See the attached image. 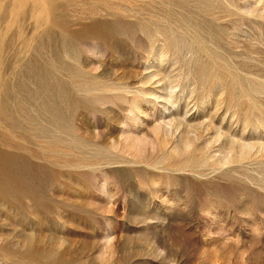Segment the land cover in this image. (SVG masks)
<instances>
[{
	"label": "rangeland",
	"instance_id": "1",
	"mask_svg": "<svg viewBox=\"0 0 264 264\" xmlns=\"http://www.w3.org/2000/svg\"><path fill=\"white\" fill-rule=\"evenodd\" d=\"M0 156V264H264V0H0Z\"/></svg>",
	"mask_w": 264,
	"mask_h": 264
},
{
	"label": "water",
	"instance_id": "2",
	"mask_svg": "<svg viewBox=\"0 0 264 264\" xmlns=\"http://www.w3.org/2000/svg\"><path fill=\"white\" fill-rule=\"evenodd\" d=\"M167 10H169V11H171V12H174L176 15H174V17L176 16V18H177V24H178V26H179V28H183V26H186V27H189V25L187 24V23H184V22H182L180 19H181V16L179 15V11H178V9H176V8H172V7H167L166 9H165V12H166V14H167V16H165L164 17V20L165 21H168L171 17H173V15L169 12V11H167ZM190 28V27H189ZM192 29V28H191ZM178 30V29H177ZM193 30V29H192ZM199 38V37H198ZM200 40H202L201 38H199ZM203 41V40H202ZM205 43H207V42H205ZM215 54V53H214ZM217 54V53H216ZM216 54H215V56H216ZM218 55V54H217ZM219 57V56H218ZM220 57H221V55H220ZM221 59L222 60H225L223 57H221ZM164 130V129H163ZM164 131H167V130H164ZM193 131H191V130H188L187 132H186V135H187V140L189 141L190 139H189V137H198V136H196V135H194V136H192L191 135V133H192ZM187 140H186V142H187ZM225 145L226 146H224L225 147V150L224 151H227L228 149H227V147H229L230 145H233L234 147H235V145H234V143H231V142H229V143H225Z\"/></svg>",
	"mask_w": 264,
	"mask_h": 264
},
{
	"label": "bare ground",
	"instance_id": "3",
	"mask_svg": "<svg viewBox=\"0 0 264 264\" xmlns=\"http://www.w3.org/2000/svg\"><path fill=\"white\" fill-rule=\"evenodd\" d=\"M182 22H184V23H187L184 19H183V17L181 16V19H180ZM188 24V23H187ZM1 157V156H0ZM3 159V158H2ZM7 161V160H6ZM2 163H3V161H2ZM2 163H0V171H2L3 170V168H4V164H2ZM4 163H5V161H4ZM14 164V163H13ZM6 166H7V164H6ZM6 169V168H5ZM10 171V170H9ZM8 172V171H7ZM17 172V171H16ZM2 173H4L3 171H2ZM17 174V173H16ZM2 175V174H1ZM13 175H15V174H13ZM6 176H7V174H6ZM6 178H8V177H6ZM8 181V180H7ZM10 182V181H9ZM12 184V183H11ZM15 189V188H14Z\"/></svg>",
	"mask_w": 264,
	"mask_h": 264
}]
</instances>
